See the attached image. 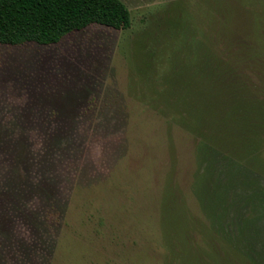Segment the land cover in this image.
<instances>
[{"label":"rangeland","instance_id":"rangeland-1","mask_svg":"<svg viewBox=\"0 0 264 264\" xmlns=\"http://www.w3.org/2000/svg\"><path fill=\"white\" fill-rule=\"evenodd\" d=\"M121 1L127 30L94 24L54 45L0 44V264H264V230L243 228L246 215L264 225L254 211L264 171L205 164L220 200L232 193L213 221L201 208L214 206L198 176L200 138L176 109L161 112L164 89L160 110L147 98L150 79L204 57L199 42L225 48L234 34L263 47L264 11L255 0ZM260 138L243 164L264 163Z\"/></svg>","mask_w":264,"mask_h":264},{"label":"trees","instance_id":"trees-1","mask_svg":"<svg viewBox=\"0 0 264 264\" xmlns=\"http://www.w3.org/2000/svg\"><path fill=\"white\" fill-rule=\"evenodd\" d=\"M254 4L261 6L264 11V0H255ZM262 17L264 27V14ZM258 23L260 22L257 21L256 24ZM94 24L116 30H127L132 25V15L121 0H0V44L54 45L66 36ZM225 31L233 34V31L227 27ZM228 41L232 44L227 43L223 48L222 43L214 39L210 41L212 49L208 51L206 45L199 42V45L196 44L198 47L194 54L204 56L202 59L194 57V61L181 66L176 75L164 76L163 83L155 85L150 79L147 84L150 93V97L147 98L153 107L161 108L159 103L161 100L164 105L161 112L166 116L171 114L172 109H176V117L173 115L172 117L175 120L177 118L186 126L185 128L191 129L192 125L191 132L200 138L197 142L198 160L201 166L198 176L204 183L210 181L207 189L213 195L211 201L214 206L212 210L205 208L204 204L201 208L213 221H217L215 218L220 217L218 215L227 208L232 193L231 191H226L225 195L222 193L220 200L219 190L222 186L219 181L213 180L212 171L204 167L205 164L224 162L225 169L230 173L232 169L240 171L244 168L247 173L252 174L256 172L257 167L264 171V163H261L260 156L250 160L249 165L242 163L248 155L249 147L258 138L261 139L260 132L264 130V109L259 103V101L264 102V46L257 49L249 48L251 44L245 38L234 34ZM204 53L214 58L211 59V64L206 61L207 57ZM212 53L214 56L211 55ZM147 61L149 62V59ZM206 74L207 79L202 81L201 77H206ZM157 87L164 89L162 91L164 95L159 97L160 100L155 96L159 93ZM248 91L256 96L253 94L251 99L247 98ZM225 104L228 105L227 110ZM225 173L228 174L226 171ZM249 174L247 180L251 176ZM222 185L225 187V184ZM259 201L262 205L258 204L260 208L255 209V212L264 211V193ZM245 217L247 221L243 224V228L249 232H254L251 230L253 229L255 233L264 230V225H257L256 219H252L253 216ZM262 217L264 218V214ZM169 227L171 231L175 230L172 228L177 229L172 221ZM211 233L219 236L218 231H213L208 232V238ZM250 238L254 241L253 246L258 243V240ZM233 241L226 240L234 247L236 242ZM168 245L171 252H174L172 240ZM246 248L244 247L245 250ZM213 260L216 262V259ZM187 262L192 263L188 258ZM250 264H256V261L253 259Z\"/></svg>","mask_w":264,"mask_h":264}]
</instances>
